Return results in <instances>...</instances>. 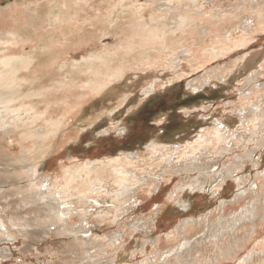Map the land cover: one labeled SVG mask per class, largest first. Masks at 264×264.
<instances>
[{"label": "rangeland", "instance_id": "rangeland-1", "mask_svg": "<svg viewBox=\"0 0 264 264\" xmlns=\"http://www.w3.org/2000/svg\"><path fill=\"white\" fill-rule=\"evenodd\" d=\"M26 54L32 65L17 75L49 89L12 108L66 118L39 157L44 122L22 114L0 128V220L14 239L0 222V264H238L264 250V0H0V62ZM92 56L104 63L99 90L75 88L87 70L72 76L75 89L57 87L65 63ZM25 163L50 184L56 200L46 201L59 203L63 187L83 195L65 200L83 230L57 236L17 193ZM252 214L255 224L230 233ZM234 244L235 258L225 251Z\"/></svg>", "mask_w": 264, "mask_h": 264}, {"label": "bare ground", "instance_id": "bare-ground-1", "mask_svg": "<svg viewBox=\"0 0 264 264\" xmlns=\"http://www.w3.org/2000/svg\"><path fill=\"white\" fill-rule=\"evenodd\" d=\"M56 6H63V5H56ZM27 12L29 13L28 14L29 17L34 19L33 15L35 13V10H30ZM54 17H56V16H54ZM53 20H56V19L53 18ZM178 22H180V20ZM14 33H12V34L8 33L9 42H11V41L14 42V40H15V42L17 41V38H16L17 36L14 35ZM145 37H148V36H145ZM143 39H144V37H143ZM146 39L147 38H145V40ZM130 50H131V48H130ZM94 59L95 58L92 56L91 58H83L81 60V62L76 63V62H72L70 60L67 63H65L62 66V67H64V66L67 67L66 68L67 70L63 72L64 76L59 81H57L55 79L56 80L55 84L57 85V87L62 86L63 88L66 87V89H70V90L77 88V89H79V91L99 90L100 82H103V80L101 79V76H102L101 74L104 72V70H102V65L104 63L101 61L103 63L101 65V63L99 61L98 62L99 65H98L96 63V60H94ZM32 60H33V57L29 54H26L24 56L8 58V59L0 62V63H2V66H0V128L2 129L4 126H10L12 123H14V120L19 119V117L22 116V114H24L23 116H25L26 118H31L32 120L44 122L45 126L47 127L46 136L44 137L43 142L39 143L37 145V148L34 150L37 152L38 157H39V156H43L44 153L47 151V149H48L47 144L50 142V139L58 133V131H59L58 129L63 128V127H59V126L63 124V120L66 118V114L62 115L58 120L53 121L50 117L47 118L46 114H36V110L33 109L32 105H30L26 108L20 106L19 107L20 109L12 108L11 103L17 101L19 98H22V97L39 98V97L44 96L46 91L49 89L48 88V89L40 90L38 88V86L41 87L42 80L38 79L37 77H34V79L32 81H27L25 79H20L21 77L19 78V76L17 75L21 72V70H28L30 68V66L32 65ZM56 64H57V62L55 61V59H53L50 62V67H55ZM84 70H87V72L89 71V73L92 74V77L87 79V81L85 82V86H83V84H81L82 86L79 84L77 87H75L76 84L74 81H72V76H74V75L76 76L78 73H81V75H84L86 73ZM83 71H84V74H82ZM251 78L256 79L254 77H251ZM52 81L53 80H51L50 82H52ZM23 85H31L30 87H33V88L31 90H28L26 93L22 90ZM41 88H44V87L42 86ZM86 95L87 94H84V96H86ZM24 112H26L27 114H25ZM60 132L58 133V135L60 134ZM4 133L5 134L8 133L6 131V129H5ZM58 135H56V136H58ZM23 136H24V134H23ZM21 158L26 160L25 155H22ZM191 166H192L191 168H197L196 165H194V164H191ZM168 167H170V165H168ZM14 170H17V171L19 170L21 172V176L15 178V179H17V180L27 179L26 185L17 186V188H16L17 193L21 194V196H25V197L31 199V202H36L37 207H39L40 209H43V211L47 212V214H48L47 219L51 221V223H50L51 225H55L54 229H55V234L57 236L65 237L67 233H74V232H77L78 230H81V229L83 230L84 227H78L77 231H75L71 228V225L73 222L72 221V215H73V213H76V211L79 209L74 207L71 200H69L67 202L65 201L68 199H72V197H74V196H77L79 194V192H77L78 194H76V193L73 194V193H71L70 189H63V188H65V187H63L60 191L58 190V192L56 191L55 193H53L57 197V199L59 200V203H58V201H56L57 204H54V203L52 204L51 201L50 202L46 201L47 198H49V200H52V201L56 200V199L52 198V193L50 192V190L52 188L50 189L48 187L50 185L48 182H47V184L45 183V186H42L41 183L43 181H39L40 178L37 176L38 173H35V171H36L35 166H33L31 163H25V164L18 166ZM14 170H13V172H14ZM124 174L126 175V177L123 178L124 182H131L132 178L134 180L138 181V176L136 174H130L127 172H125ZM198 180H200V179H198ZM198 180H197L198 185H196L194 187H192V185H186V184L185 185L191 186L192 188L198 187V189L199 188L205 189V186H203L204 184H206L205 180L202 182L200 181V183ZM181 186L183 187L184 184ZM181 186H180V189L182 188ZM92 188L95 190V189H98L99 187L96 184H94L92 186ZM130 191H131L130 186L128 185V186H125L122 190L116 192L117 197L119 198L118 200L124 201L128 197V193ZM245 191L246 190L243 189V193H245ZM82 197H83V195L79 194L78 198L80 199ZM80 202H83V201L80 200ZM40 205H42V206H40ZM258 218L260 219V217H256V215H254V214H252L251 216H246V215L238 216L237 218L234 219V224L232 226L233 230H231L232 232H230V233L232 234L234 232V230L236 231L238 227L241 228L242 226H244L248 222L255 224L256 221L258 220ZM0 222L3 223V224L1 223L3 226H6L5 222H3L2 220H0ZM5 231H6L5 234L2 235V236L7 237L5 240H7V239H8V241L14 240L11 238V236L9 234V228L7 226L5 228ZM25 232H27V230H25L21 233H25ZM82 233H83V231H82ZM77 234H79V233H77ZM206 235H208V232L206 234H204V236L201 237V239H197L192 243H190L189 241H184V243H182L180 246H178L179 250L175 251L173 254L179 255L181 253L182 249H185V248L186 249H189V248L192 249V246L195 243H203ZM221 236H223V235L219 234L217 236H212V237H218V238H214V239L218 240L221 238ZM234 238H235V240H237V237L234 236ZM73 239L79 241V240H82L83 237L79 235ZM232 240H234V239H232ZM0 241H1V239H0ZM243 246H244V244H243ZM236 249H239V248H238V246H236L234 244V246L232 248H230V250L225 249V251H227L226 253H228V254L230 252H232L235 255V256L233 255V258H235L238 255V252ZM231 256H232V254H231ZM186 262H189V264H196V260L192 261L190 259V256L187 258ZM186 262L183 264H187ZM95 264H100V263H95ZM176 264H179V263L177 262ZM238 264H264V250L261 251L260 253L252 251V253H250V255L243 258L242 261L239 262Z\"/></svg>", "mask_w": 264, "mask_h": 264}]
</instances>
